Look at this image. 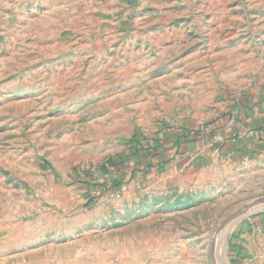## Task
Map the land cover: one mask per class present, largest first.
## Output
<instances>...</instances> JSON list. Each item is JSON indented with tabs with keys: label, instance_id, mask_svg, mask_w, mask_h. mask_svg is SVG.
<instances>
[{
	"label": "rangeland",
	"instance_id": "1",
	"mask_svg": "<svg viewBox=\"0 0 264 264\" xmlns=\"http://www.w3.org/2000/svg\"><path fill=\"white\" fill-rule=\"evenodd\" d=\"M126 1L0 0V248L14 252L8 264H264V210L242 214L221 243L218 234L229 214L264 198V158L171 186H149L154 170L137 163L154 134L143 115L177 122L264 84V0L212 11L208 0L161 9L157 0ZM207 11H235L246 23L239 38L215 46L249 44L222 62L216 56L217 71L181 74L175 91L164 70H122L130 62L123 45L144 32L135 22L159 12L176 14L179 48L207 51L208 29L217 28L203 21ZM255 11L253 32L245 28ZM147 79L156 85H139Z\"/></svg>",
	"mask_w": 264,
	"mask_h": 264
},
{
	"label": "crops",
	"instance_id": "2",
	"mask_svg": "<svg viewBox=\"0 0 264 264\" xmlns=\"http://www.w3.org/2000/svg\"><path fill=\"white\" fill-rule=\"evenodd\" d=\"M231 1L234 0H217V2L208 0L207 9L212 11L215 7L224 8L225 4ZM162 2L172 4L170 0H157L152 3V6L155 9L156 7L161 9ZM174 3L176 2L173 1L174 9H176L177 6ZM123 4L132 3L127 0ZM237 4L241 3L234 1L226 9H238ZM250 4H256V1L250 0ZM159 13L144 19L145 21L135 22V26H145L144 32L141 29L140 32L131 33V39L128 41L132 44L123 45L122 56L130 58L129 64L121 68L124 72L150 74L164 70L169 77H174L170 88L176 91L179 83L178 77L181 74L194 71L208 73L211 67L212 70L217 71V65L222 64H215L216 56L220 57V62L225 57L235 55L234 50L237 48L239 50L243 45L244 47L249 45L238 44L236 49L231 48L223 52L215 49L216 45H220L227 39L240 37V31L244 30L242 27H245L246 23L243 22L245 18L238 15V12L233 11L226 13V16L212 17L207 11V15L212 18L207 16L203 18V21H209V24L214 21L217 28L208 29L210 30L208 31L209 41L212 42L210 41L209 49L199 52L200 54L183 44L179 48V31L176 27H170L177 23L176 14L174 13L175 18L172 19V16L161 17ZM255 13V18H249V26L245 28L246 30L257 31V11ZM165 26L167 31H162ZM249 41L252 42L255 39L251 38ZM180 43H183V39ZM200 55L205 59V63L195 66L192 61V64H188L193 57ZM210 57L214 59L210 60ZM140 82L142 81H139V85L145 88L154 83L150 79L143 80V84ZM186 84L190 83L186 82ZM233 92L235 94L230 93L218 98L213 103L212 109L206 112L203 109H197L200 114L195 115L194 110H186V114L177 116V122H171V119L170 121L168 119L157 121L156 118L152 116L147 118L146 115L139 119L149 129L154 126V134L149 142H140V148H143L145 155L137 160L142 172L148 173L154 170L149 176V186L152 185L153 180H159L161 184L169 183V186L176 185L177 182L189 179L196 174L202 177L209 172L231 168L247 160L264 158V84H251L239 94L235 90ZM146 121L152 124H146ZM6 249L0 248L2 251L0 252V264H8L7 256L14 254L11 251L7 253Z\"/></svg>",
	"mask_w": 264,
	"mask_h": 264
},
{
	"label": "water",
	"instance_id": "3",
	"mask_svg": "<svg viewBox=\"0 0 264 264\" xmlns=\"http://www.w3.org/2000/svg\"><path fill=\"white\" fill-rule=\"evenodd\" d=\"M258 210H264V198L257 199L253 201L252 203L233 211L226 218H224V220L222 221L218 229V232H219L218 234L220 235V243L221 241L222 242L224 241L227 231L229 229V226L233 222H235V220H237L242 214H245L247 212L258 211Z\"/></svg>",
	"mask_w": 264,
	"mask_h": 264
}]
</instances>
